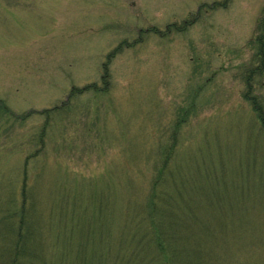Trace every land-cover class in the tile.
Here are the masks:
<instances>
[{"label": "rangeland", "instance_id": "rangeland-1", "mask_svg": "<svg viewBox=\"0 0 264 264\" xmlns=\"http://www.w3.org/2000/svg\"><path fill=\"white\" fill-rule=\"evenodd\" d=\"M263 19L264 0H0V260L28 188L29 263L51 241L55 264H100L108 231L122 260L136 236L117 213L164 168L191 260L264 264V129L243 98L264 107Z\"/></svg>", "mask_w": 264, "mask_h": 264}, {"label": "trees", "instance_id": "trees-1", "mask_svg": "<svg viewBox=\"0 0 264 264\" xmlns=\"http://www.w3.org/2000/svg\"><path fill=\"white\" fill-rule=\"evenodd\" d=\"M260 26L261 29L259 30H262V32H264V19L262 21L260 20ZM257 42L260 46L259 55L262 56L264 55V34H259L257 36ZM249 89L250 90H247L243 94V98L250 102L254 112L256 113L260 121L261 127L264 129L263 104L258 102L256 97L251 96L253 94L252 88L249 87ZM0 111H5L10 115H13V113L9 110L5 102L1 100ZM28 117L29 115L26 116V114H24L21 115L19 119L24 121V119H27ZM34 157L36 158V156H29V158H27V162L31 159H34ZM29 166H26L22 169L24 179L27 178L26 175ZM162 172H164V168L160 171V176H158L157 181L152 183L151 189L148 194L149 200H147L145 204H140L139 207L135 210L132 204V210L130 212H127L125 208L123 212L117 213L119 215L117 223L119 225V228H121L122 226L125 227L124 225L127 223V221H130V224H132V233H134L132 237L136 236L134 246L130 247L129 245L124 249H119V251L124 250L122 252V260H119L111 254L109 249L113 248L114 250H116L123 236L118 237V239L113 242L112 240L109 241L111 231L104 232V237L108 241L104 244L103 256L100 264H112V260H114V264H202L207 262L208 259L213 256L214 252L209 253L205 250L203 253L197 254V256L206 259H193L192 257L193 260H191L190 258L192 254L190 253V255H188L187 252L189 251L182 250L180 244L181 238H179L175 234V232L171 230V227L168 224H165L166 222L163 216L166 213V198L171 195L164 187H162V182L163 184L165 183V178L162 177ZM172 172L173 171H171V173L169 174L170 179H172ZM38 173L39 172H37V174ZM28 187H34V185L32 186L28 184ZM28 190H30V192L28 193L29 202H26L25 204L20 206H18L16 201H14L16 196V190H12L13 202L11 203V209L7 212V214H4V217L8 219V221L11 223L10 226L11 229H13L15 238L12 241V245L9 247V250L7 251L6 255L1 258L0 264H32L29 263V261L33 258L31 256L30 249L27 246V242L31 235L27 229L25 212L27 209H30L32 205L31 199L32 195L34 194V190H32V188H28ZM165 216L167 215L165 214ZM135 221H137V223H135ZM58 231L56 230V232H54L53 234L51 232L49 233L50 240H59L60 233H58ZM65 233L67 234L66 231ZM44 240L47 241L48 236ZM50 245L51 246L49 248V258L48 256H46V259L48 264H55V250L58 251L60 245L55 247V244L53 245L51 241ZM210 246L211 245H209V247ZM88 255L91 256V259L95 258L94 248L92 249L91 253H88Z\"/></svg>", "mask_w": 264, "mask_h": 264}]
</instances>
